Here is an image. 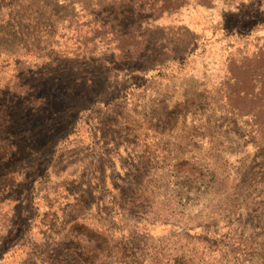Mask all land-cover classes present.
<instances>
[{"label": "rangeland", "instance_id": "374dc122", "mask_svg": "<svg viewBox=\"0 0 264 264\" xmlns=\"http://www.w3.org/2000/svg\"><path fill=\"white\" fill-rule=\"evenodd\" d=\"M0 264H264V0H0Z\"/></svg>", "mask_w": 264, "mask_h": 264}, {"label": "trees", "instance_id": "16d2710c", "mask_svg": "<svg viewBox=\"0 0 264 264\" xmlns=\"http://www.w3.org/2000/svg\"><path fill=\"white\" fill-rule=\"evenodd\" d=\"M258 1H259V0H258ZM260 1H262V0H260ZM8 94H10V93H8ZM19 94H20V93H19ZM19 94H17V93H16V92H14V91L12 92V96H14L15 98H16V97H18V96H19ZM6 95H7V94H6Z\"/></svg>", "mask_w": 264, "mask_h": 264}]
</instances>
